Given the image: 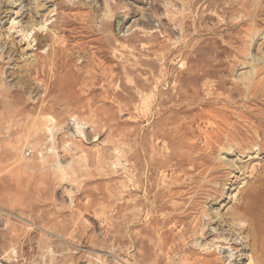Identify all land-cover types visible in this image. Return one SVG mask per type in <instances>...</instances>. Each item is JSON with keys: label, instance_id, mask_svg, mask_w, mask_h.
Returning <instances> with one entry per match:
<instances>
[{"label": "rangeland", "instance_id": "obj_1", "mask_svg": "<svg viewBox=\"0 0 264 264\" xmlns=\"http://www.w3.org/2000/svg\"><path fill=\"white\" fill-rule=\"evenodd\" d=\"M246 203L264 0H0V264H264Z\"/></svg>", "mask_w": 264, "mask_h": 264}, {"label": "bare ground", "instance_id": "obj_2", "mask_svg": "<svg viewBox=\"0 0 264 264\" xmlns=\"http://www.w3.org/2000/svg\"><path fill=\"white\" fill-rule=\"evenodd\" d=\"M78 127L81 128L80 125ZM243 212L245 213L246 216L252 215L253 224H250L249 227L252 230V233L255 232L258 234V232H260L262 228L261 222L264 220V205L261 204L259 213L253 214L254 213L253 205L246 203L243 206Z\"/></svg>", "mask_w": 264, "mask_h": 264}]
</instances>
